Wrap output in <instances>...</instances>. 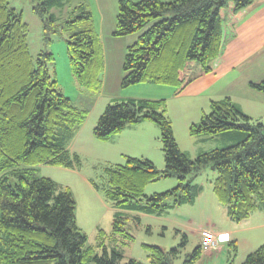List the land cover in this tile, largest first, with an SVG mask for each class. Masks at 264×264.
<instances>
[{
  "label": "trees",
  "instance_id": "obj_1",
  "mask_svg": "<svg viewBox=\"0 0 264 264\" xmlns=\"http://www.w3.org/2000/svg\"><path fill=\"white\" fill-rule=\"evenodd\" d=\"M39 1L34 9L49 31L56 18H47L46 13L64 0ZM254 1L119 0L114 35L139 33L124 57L122 87L147 82L175 86V94L182 93L212 72L214 60L233 36L237 13ZM9 2L0 0V264H176L179 248L145 244L149 254L143 262L124 260L123 247L135 238L132 231L141 226L142 214L162 216L171 207L193 203L201 191L195 180L206 169L217 173L213 192L232 221L247 220L264 208L263 122L255 121L230 97L212 100L211 111L191 125V134L235 132L239 141L191 158L177 143L166 99H121L106 107L95 136L108 140L129 124L154 121L161 130L165 168L129 156L126 163L107 168L101 183L91 181L112 203L115 216L111 234L99 231L101 251L88 246L77 225L73 193L36 174L40 164L72 168L80 162L68 146L88 111L60 90L50 70L53 53L42 51L33 58L28 24ZM78 10L65 26L68 55L77 79L89 85L102 71V50L92 12L85 4L73 7L72 13ZM250 85L264 92V80ZM166 177L178 178V185L145 193L149 183ZM229 243L235 255L237 240ZM203 253L197 245L185 262L195 263ZM241 264H264V243Z\"/></svg>",
  "mask_w": 264,
  "mask_h": 264
},
{
  "label": "rangeland",
  "instance_id": "obj_2",
  "mask_svg": "<svg viewBox=\"0 0 264 264\" xmlns=\"http://www.w3.org/2000/svg\"><path fill=\"white\" fill-rule=\"evenodd\" d=\"M39 2L10 0L9 4L28 24V43L33 58H37L42 51L53 53L55 60L50 64V70L52 74L55 73L60 90L80 109H86L88 115L68 146L72 154L80 157V162L72 168L40 164L36 166V174L53 179L73 193L77 225L87 236V245L101 251L98 247V234L100 230L112 233L115 208L91 181L101 183L107 168L126 163L129 156L150 159L159 170L165 168L161 130L154 121L129 124L121 133L108 140L95 136L94 128L106 107L124 99L121 98L124 93H148V97H156L152 100H167L168 117L177 143L191 158L233 145L239 141L235 132L193 135L190 127L200 122L203 113L211 111L212 100L226 97H230L255 121L264 123V92L250 85L251 82L264 80V62L261 59L264 51L258 59H254L256 62L218 70V76L211 77L202 91L193 84L176 95L175 86L147 82L123 88V61L128 46L135 41V35L119 37L110 33L112 24L116 23L119 0H64L62 5L50 6L46 16L49 18L53 15L56 21L49 31L45 29L39 12L34 9ZM80 4H85L93 14V27L103 58L98 81L89 85L81 84L72 70L68 55L69 32L65 30L67 21L79 12L72 13L73 7ZM216 175L215 171L206 169L196 178L195 183L205 190L197 203L171 207L162 216H144L141 226L132 231L135 238L123 247L124 260L136 258L147 262L149 251L145 244H149L160 245L166 250L179 248L181 253L175 260L176 264H241L248 253L262 245L264 237L260 238L258 234L264 230V225H255L264 223V219L257 221L253 217L250 221L236 222L239 232L237 237L234 234L238 245L235 255L230 243L226 242L222 248L211 251L210 255L202 254L195 263L185 262L200 242V231L209 229L215 232L224 226L228 218L222 209L224 206L213 192L212 183ZM178 183L176 177L162 178L149 183L145 193H161L176 187ZM106 243L112 245L109 239H106Z\"/></svg>",
  "mask_w": 264,
  "mask_h": 264
},
{
  "label": "crops",
  "instance_id": "obj_3",
  "mask_svg": "<svg viewBox=\"0 0 264 264\" xmlns=\"http://www.w3.org/2000/svg\"><path fill=\"white\" fill-rule=\"evenodd\" d=\"M116 21H117V17H116ZM115 28H116V23H113L112 29L110 30V33H112L113 35ZM233 30H234L233 36L229 37L226 40L222 53L220 54L219 57H217L214 60L213 62L214 67L212 72L198 78L197 80L189 84L183 91L187 90L193 84L196 85V88H198L199 91L205 90L206 88L205 85L208 83L209 79L211 80L212 78H216L218 76V70L237 68V66L239 65L250 63L252 61H255L254 59H258L260 57V53L264 51V0H256L245 9L239 11L234 21ZM133 35H135V41H136L139 36V33ZM261 59L264 62V56ZM147 95L148 93L129 92V93H124L121 96V98L124 99L156 98V97H148ZM199 187L201 188V191L192 204L197 203L205 193L204 187L203 186H199ZM222 209H224L225 215L228 218L226 222H224V226L218 229L216 232L228 233L230 235L231 241L237 240L236 237L239 232L238 224H236L235 221H232L230 219V217L227 214V210L225 206ZM146 215L149 214H142L143 217ZM253 217H256L257 221L258 219L260 220L264 219V208H260L254 211L251 214L248 221H250ZM263 225L264 223H257L255 226L261 227ZM234 234H236V237L234 236ZM258 235L260 238L264 237V230H261ZM199 241H200V233H199ZM224 244L225 243L220 244V246L216 250H214V252L222 248ZM198 245H200V242ZM212 252H206L203 254L210 255Z\"/></svg>",
  "mask_w": 264,
  "mask_h": 264
},
{
  "label": "built area",
  "instance_id": "obj_4",
  "mask_svg": "<svg viewBox=\"0 0 264 264\" xmlns=\"http://www.w3.org/2000/svg\"><path fill=\"white\" fill-rule=\"evenodd\" d=\"M231 240L228 233L214 232L209 229L201 230L200 245L204 252H211L218 248L220 244Z\"/></svg>",
  "mask_w": 264,
  "mask_h": 264
},
{
  "label": "bare ground",
  "instance_id": "obj_5",
  "mask_svg": "<svg viewBox=\"0 0 264 264\" xmlns=\"http://www.w3.org/2000/svg\"><path fill=\"white\" fill-rule=\"evenodd\" d=\"M200 239H201V231H200ZM230 241H231V240H230ZM230 241H229V242H230Z\"/></svg>",
  "mask_w": 264,
  "mask_h": 264
}]
</instances>
